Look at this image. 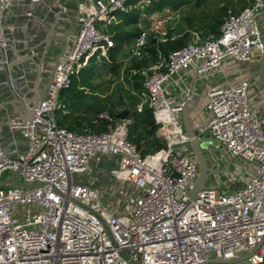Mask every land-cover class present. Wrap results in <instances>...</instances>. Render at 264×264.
<instances>
[{
	"label": "built area",
	"instance_id": "1",
	"mask_svg": "<svg viewBox=\"0 0 264 264\" xmlns=\"http://www.w3.org/2000/svg\"><path fill=\"white\" fill-rule=\"evenodd\" d=\"M51 1L0 0V104L32 98L39 65L40 85L48 82L59 51L41 54L35 46L43 31L59 27L51 18L68 11ZM131 1L82 0L45 98L35 109L26 104L32 120L10 107L0 112V264H225L248 254L243 264H264V85L254 76L264 50V0L241 13L230 9L219 36L191 32L183 48L132 71L143 87L136 113L152 112L164 148L145 155L146 146L130 139L134 118L117 117L123 107L96 114L83 132L59 124L63 93L92 62L109 60L116 42L106 22ZM144 1L151 0L137 2ZM13 17L25 22L13 24ZM150 38L142 31L132 41L135 60L146 59ZM17 46L35 60L11 68ZM188 74L201 89L205 120ZM185 103L196 136L221 144L205 150L209 165L223 170L218 154L229 157L232 183L245 179L239 190L211 177L198 199L190 198L199 164L184 128ZM103 123L107 131L91 129ZM106 166L110 180L96 189Z\"/></svg>",
	"mask_w": 264,
	"mask_h": 264
},
{
	"label": "trees",
	"instance_id": "2",
	"mask_svg": "<svg viewBox=\"0 0 264 264\" xmlns=\"http://www.w3.org/2000/svg\"><path fill=\"white\" fill-rule=\"evenodd\" d=\"M234 1L236 0H219V2L222 3V7L218 9L216 16L211 22L201 25V28L205 34L203 35L204 38L211 36L216 37L220 35L224 19L227 15V12L232 9V4ZM210 2L211 0H155L152 6L146 11L148 14L161 12L165 9L176 11L183 6L194 5L195 7H201L203 4H209ZM247 7L248 6L246 5L242 6L241 11L239 12L233 9L232 10L235 13H241ZM127 15L129 19L127 22L124 21L125 24L137 23L140 17V15H137L136 13H130ZM121 23L112 26L111 34L113 35V39L116 42V46L110 49L109 60L104 59L103 66L104 69H107L114 78L120 76L121 70L125 68V81L129 83L131 88H136L137 90L141 88L140 76H133L132 71H139L143 68H149L153 66L159 61L160 53L163 56L168 57L171 52L183 48L190 40V34L188 32L182 34L178 38L174 34L169 33L165 37L166 41H160L159 37L151 36L150 43L147 47L148 56L146 59L142 61L134 59L128 61L127 64L126 61L127 59L129 60L131 56L127 55V58H121V51L123 49L122 47H124V45L127 43H131L142 33V31L137 28L135 30L136 32H124L121 30L124 27V24L121 25ZM95 68L96 67L91 65L84 69L78 78H74L71 89L63 93L62 104L66 106V112L69 111V114L64 115L62 126L66 127L70 131L81 132L85 124L86 126L90 124V120L87 115L94 113L96 115L106 111L104 110L105 107L102 108L98 102L94 105H87L86 99L89 97L86 96L88 93L85 94L84 90L85 87L92 86V78L94 76V72L96 71L94 70ZM122 106H124V103H119L118 106L112 107L109 112L115 115L116 108H121ZM70 117H74V119L70 121ZM133 118L134 123L130 132V139L133 143H135L139 148H142V143L145 142L148 149L152 150L153 152L164 148L165 143L162 142L156 135V125L152 116V112L148 108H146L142 114L135 113ZM92 129L98 133H101L107 131V124L103 123L100 125V127H93ZM143 153L146 155L151 152L144 151Z\"/></svg>",
	"mask_w": 264,
	"mask_h": 264
},
{
	"label": "rangeland",
	"instance_id": "3",
	"mask_svg": "<svg viewBox=\"0 0 264 264\" xmlns=\"http://www.w3.org/2000/svg\"><path fill=\"white\" fill-rule=\"evenodd\" d=\"M137 1L138 0L131 1V3L127 6V12H118L115 14V16L108 18L106 22V24H108L107 31L112 33L111 32L112 26L118 25L122 22L121 25L124 24V27L121 30L124 32L131 33L138 28L141 31H147L150 37L157 36L161 40L165 39L166 35L169 33L174 34L177 38L187 32L189 34H191V32H198L203 36L205 34L201 28V25L211 22L212 19L216 16L218 9L222 7V3L219 2V0H211L209 4H203L201 7H195L194 5L183 6L176 11L165 9L161 12L148 14L146 10L152 6L155 0L144 1L140 3ZM252 2L253 0H236L232 4V9L239 12L241 11L242 6L244 5L249 6L252 4ZM130 13L131 14L136 13L137 15L138 14L140 15L137 23H131V24L124 23V21L127 22V20L129 19L127 14ZM113 23L115 24L113 25ZM132 46H133V42L127 43L124 45V47H122L123 49L121 51V58H127L126 57L127 55L131 56L129 60L127 59L126 61L127 64L128 61L134 60V58L132 57ZM91 65L96 67L94 69L96 71L94 72V76L92 78V86L85 87L84 90L85 94L88 93L86 96L89 97L86 99L87 105H94L98 102V104L102 106V108L105 107L104 110L110 111L112 107L118 106L119 103H124L125 101L127 103L128 100L131 101L132 99L135 98L136 100L138 99V97L140 96L138 90L140 91V88L138 90L136 88L133 89L130 87L129 83L125 81V68L121 70L120 76L114 78L107 69H104L103 62L100 63L92 62ZM133 91H135L136 94ZM66 114H69V111L68 112L57 111L56 113L58 122L61 126L63 124L64 115ZM87 116L90 120L95 116V113ZM73 119L74 117L69 118L70 121H72ZM85 127L86 124L84 125V128ZM87 128L89 127L87 126ZM218 158L221 159V161H223L221 163L222 169L227 167L229 162L231 161V159L227 156L225 157L226 159L222 160L220 154H218ZM237 164H241V163L238 162ZM232 170H233V166H232ZM10 175H11V171L6 172L4 174L3 180H6ZM228 175H220L223 185L226 184L228 186H231L229 188V191L239 190L244 184L245 179L242 178L240 182L233 184L232 178H229L230 175L229 176ZM216 177L218 176H212L211 178L212 181L213 178L215 181ZM208 183L211 184V182Z\"/></svg>",
	"mask_w": 264,
	"mask_h": 264
},
{
	"label": "water",
	"instance_id": "4",
	"mask_svg": "<svg viewBox=\"0 0 264 264\" xmlns=\"http://www.w3.org/2000/svg\"><path fill=\"white\" fill-rule=\"evenodd\" d=\"M58 19H59V17L57 18V20ZM52 28L53 29H52L51 33L53 32L55 27H52ZM74 35H75V32H74V28H73L72 31L66 32L63 36H61V37L56 36L55 37L59 42H61V44L59 46H57V48H56L59 51V54L55 57V61H54L55 67L49 73V79H48L47 84H45L42 87L40 85V80L42 78V74H41L42 65H39L38 66L39 74L37 75V78H36V83H35V87H34V89H35L34 96L30 99H26L25 101L20 100L18 98H12L11 100L3 101L0 104V112H2L5 107H10L13 110V113L18 115L23 120H25V121H31L32 120V118L34 116V112L27 110L26 104H32V108L35 109L38 107L40 102L45 98L46 92H47L50 84L53 81V77L55 75L56 68L61 63V59L65 57V54H66L67 49L69 47V39L71 37H73ZM48 40L46 42H48ZM262 40H263V38H262ZM14 51H15L17 60L12 62V64L10 65L11 68L18 67L24 62L35 60L33 56H21L19 53V50H17V49H14ZM254 76L259 77L261 79L263 85H264V50H263L261 58L257 61V70H256ZM23 111H25L26 113L24 114ZM192 111H193V108H189V104L185 103L184 110L182 113L183 114L184 128H185V131L187 133L188 138L191 141L190 145H191L192 150L195 154L196 160L199 164V177L197 179V182L194 186L193 191L190 193V198L192 200H196L199 197V193L208 187L207 183L212 176H220V175H226V174L231 173V170H230L231 164H229L223 170L216 169L213 166L209 165V158L206 156L205 150L209 146H215V147L219 148L221 144L218 141L214 140V138H212V137L198 138L196 136V134L193 130V127H192V121L190 119V115H191ZM129 115H130L129 110H125L122 113L118 114L117 117L120 120H126L129 117ZM106 169H107V174L105 177L101 178V184L99 186H95L94 188L99 189L103 185H105V183H107L110 180V169L107 166H106ZM91 177H93V175H91ZM14 181L19 186H23L22 183L17 178H15ZM24 187H26V186H24ZM250 256H251V254H248V255L240 258V259L226 261L224 263L225 264H243Z\"/></svg>",
	"mask_w": 264,
	"mask_h": 264
},
{
	"label": "crops",
	"instance_id": "5",
	"mask_svg": "<svg viewBox=\"0 0 264 264\" xmlns=\"http://www.w3.org/2000/svg\"><path fill=\"white\" fill-rule=\"evenodd\" d=\"M81 1L82 0H59V2H61L62 4H65L67 6L68 11H67V13H64L61 16H59V21H60L59 27L55 28L52 33H51V31H52L53 28L51 26L49 27V29H47V30L42 32L41 38H40L39 42L37 43V45L35 46V50L36 51H39L42 54L49 47V48L53 49L54 52H56V48H57V46H59L61 44V42H59L55 37L56 36L57 37H61L66 32L73 30V26L75 25V22H76L75 21V16L78 14V6H79V3H81ZM51 3H54V0H52ZM57 18H58V16L54 15L51 18V22L53 21L54 24H55L56 21H57ZM10 22H13V24H21L22 22H25V20L23 18H20V17H18V18L13 17V18L10 19ZM53 22L51 24H53ZM263 23H264V20H263ZM19 37H21V36L19 35ZM47 40H48V42H46ZM16 49L19 50V53H20V49H19L18 46H17ZM13 52L15 54L14 49H13ZM20 55H22V53H20ZM41 60H38V62H41ZM21 65H23V64H21ZM186 79H187V82H188L189 90L190 91L193 90V92H194L195 98H194V102L193 103L194 104H198L199 103L198 108H200V110H198V111L201 113V116H203V118L205 120V119H207L208 116L205 113L202 112V106H203L204 102H203V99H201V89L199 88L198 83L195 82L194 77L191 74H188ZM4 81H6V74L4 72V69H0V82H4ZM140 82H141V88H140V91L138 90L139 93L142 92V88H143L142 87V79L141 78H140ZM35 83H36V80H35ZM42 86H44V85H42ZM33 87H35V84H34ZM170 89H171L172 92L175 93V95H178V93L182 94L180 89H176V88H172V87H170ZM133 92L136 94L135 91H133ZM137 97H138V95H137ZM138 102H139V97H138L137 100L135 98V99H132L131 101L128 100L127 103H126V101L124 102V106H122V107L124 109H126V110H129V112H130L129 117L130 116L133 117V115L136 113V105H137ZM81 132H83V130ZM142 145L146 146L144 148L145 151L153 152L152 150L148 149L147 144L145 142H143ZM213 147H215V146H213ZM229 164H231V161L229 162ZM236 172H238V171L236 170Z\"/></svg>",
	"mask_w": 264,
	"mask_h": 264
}]
</instances>
